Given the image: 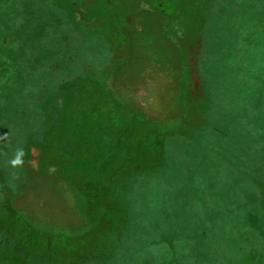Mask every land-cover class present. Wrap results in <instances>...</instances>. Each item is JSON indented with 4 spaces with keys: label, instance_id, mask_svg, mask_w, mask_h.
Segmentation results:
<instances>
[{
    "label": "rangeland",
    "instance_id": "374dc122",
    "mask_svg": "<svg viewBox=\"0 0 264 264\" xmlns=\"http://www.w3.org/2000/svg\"><path fill=\"white\" fill-rule=\"evenodd\" d=\"M148 1L0 0V264H264V0ZM119 62L161 74L168 113L114 103L105 143L57 87Z\"/></svg>",
    "mask_w": 264,
    "mask_h": 264
},
{
    "label": "trees",
    "instance_id": "16d2710c",
    "mask_svg": "<svg viewBox=\"0 0 264 264\" xmlns=\"http://www.w3.org/2000/svg\"><path fill=\"white\" fill-rule=\"evenodd\" d=\"M35 1L36 3L32 5V7L35 6L37 8L36 9L37 14L41 13L42 11H45L43 10L45 8H46V12L50 10L51 6L50 5L46 6L47 4L45 5L44 0H35ZM30 2L32 3V0H30ZM149 5L152 9H155L169 16L174 12V7L170 6L169 3L166 2V0H149ZM58 9H60L59 13L63 15L62 21L64 19L66 26L70 30V33L75 34L77 36V39H81L82 37L81 32L72 26L64 9L61 6H58ZM40 18H43V16L38 17V19ZM42 21L43 20L41 21L38 20L40 24H42ZM48 21L51 27L53 25H56V22H58L54 19L48 20ZM62 21H60L61 24H62ZM54 33L52 35V39L56 37ZM60 38L64 39L63 36H61ZM93 40L94 41L100 40L102 42L107 55L108 54L111 55L113 53L114 45L113 43L110 42V37L105 36L103 33L95 32L92 35V38L87 40L88 41L87 44L89 47L91 46V48L93 46ZM61 51L62 50L54 47L52 43L46 46L47 55L50 54L56 57L61 54ZM88 64H89V67H93V62L90 61L88 62ZM57 88H60L61 90H65L67 91V93H69L77 114H80V119H82L83 121H87V114H89L88 120L90 118V121L88 122V124L91 125L90 127H92L93 130H96V132L98 133V137L102 142L107 143V141H111L113 139L111 136H108L107 134L103 132H105L104 130L108 127V125L113 124V123H116V124L120 123V120H121L120 113L116 109L113 108L115 104L114 102L112 103V100H111V97L108 91H106L96 79L91 78L90 76L86 75L84 68L83 70L77 72L76 74L72 76H68L64 81H62L59 84ZM32 117L33 116L31 113V118ZM24 125L18 126V128L20 127L23 128ZM89 142L90 141L85 138L75 139V137L74 138L72 137V139L69 138L68 140L67 138H65V144H67L68 148L69 146L73 144L74 146L76 145L78 149L84 148V149L91 150V144H89ZM44 143H47V142L45 141ZM47 146H48L47 148H51L52 143L47 144ZM70 149L68 150V152L70 151ZM111 155L112 154L108 156H111ZM78 157H81V155H77L76 157H74V159L77 160Z\"/></svg>",
    "mask_w": 264,
    "mask_h": 264
},
{
    "label": "crops",
    "instance_id": "0c3cea01",
    "mask_svg": "<svg viewBox=\"0 0 264 264\" xmlns=\"http://www.w3.org/2000/svg\"><path fill=\"white\" fill-rule=\"evenodd\" d=\"M151 11L163 15V13L155 9L151 8ZM114 15L116 22H119L123 14L114 13ZM99 22L101 23V21ZM95 26L99 27L101 25L95 24ZM106 27L107 23L104 28ZM119 29L122 34L127 36L128 44L133 50L136 41L133 37V33H131V26L124 23V25H121ZM140 60H142V58ZM148 68L149 66L142 69L136 66L130 67L127 63L119 62L116 63L115 66L113 65V68L110 70H94V72H92V77L99 81L102 87L108 91L111 99L114 101L116 106L121 109V111L128 115H130L133 111H139L148 121L155 122L158 118H160L162 112L168 113L166 112V106H168V103L164 102L162 107H157L151 100H149L150 96L152 97L155 94L161 93L162 90L160 89V86L162 85H158L162 84L164 80L162 79L160 73L156 72L152 74L149 72ZM140 93H144V95L141 94L142 96L137 98L139 101L136 102L133 98H130V94L134 95ZM128 95L129 97H127ZM176 108L175 115L172 116L175 117L174 120L178 119L180 116L178 114V110H182L181 104H178ZM79 160L80 159H78V161ZM30 215L31 214H29V216Z\"/></svg>",
    "mask_w": 264,
    "mask_h": 264
},
{
    "label": "clouds",
    "instance_id": "9594fccd",
    "mask_svg": "<svg viewBox=\"0 0 264 264\" xmlns=\"http://www.w3.org/2000/svg\"><path fill=\"white\" fill-rule=\"evenodd\" d=\"M22 156H23V151L22 150H19L18 152H17V154H16V158H15V160L13 161V164L15 165V164H20V163H22Z\"/></svg>",
    "mask_w": 264,
    "mask_h": 264
}]
</instances>
